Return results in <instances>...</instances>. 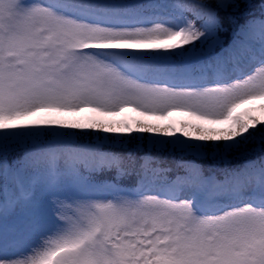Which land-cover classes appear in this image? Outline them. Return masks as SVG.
<instances>
[{
    "label": "snow or ice",
    "instance_id": "1",
    "mask_svg": "<svg viewBox=\"0 0 264 264\" xmlns=\"http://www.w3.org/2000/svg\"><path fill=\"white\" fill-rule=\"evenodd\" d=\"M256 101L264 0H0V264H264Z\"/></svg>",
    "mask_w": 264,
    "mask_h": 264
},
{
    "label": "trees",
    "instance_id": "2",
    "mask_svg": "<svg viewBox=\"0 0 264 264\" xmlns=\"http://www.w3.org/2000/svg\"><path fill=\"white\" fill-rule=\"evenodd\" d=\"M252 114L258 116L261 121H264L262 118L264 114L262 115V113L260 111L256 110ZM133 135H136V136L142 135L144 137H148V136L153 135V134L135 133ZM177 135H180V133H177ZM162 138L169 139V137H162ZM150 148H151V145H149L147 139H144L143 141L133 140L130 144H127L125 146V149H123L121 151L131 150L133 152H136L137 156L140 157V156H143L145 153H147ZM151 155L154 157H159V158L161 156L167 157V162L172 161L174 158H177V159L179 158L177 154L171 153L170 151H157L155 149L151 150Z\"/></svg>",
    "mask_w": 264,
    "mask_h": 264
},
{
    "label": "rangeland",
    "instance_id": "3",
    "mask_svg": "<svg viewBox=\"0 0 264 264\" xmlns=\"http://www.w3.org/2000/svg\"><path fill=\"white\" fill-rule=\"evenodd\" d=\"M261 104H264V101H256L254 102L253 104L247 106L246 108H251V107H254V108H259ZM264 113H262L263 115ZM83 115V114H82ZM130 115H135V113H126V114H123L121 116H117V117H105L104 119H109V120H120V119H125L127 116H130ZM70 119H78L79 117H69ZM263 120H264V115H263ZM181 119H190L189 117H186V116H182L181 114L179 113H174L170 118L169 120H166V121H154V122H157V123H169V122H175V121H178V120H181ZM210 127H217V128H220V127H227V125H208ZM142 134V133H140ZM14 220L15 218L14 217H9L7 223L9 226H11L13 223H14Z\"/></svg>",
    "mask_w": 264,
    "mask_h": 264
}]
</instances>
